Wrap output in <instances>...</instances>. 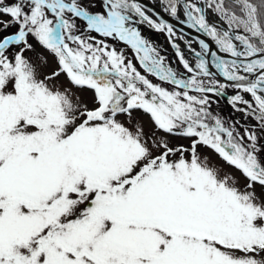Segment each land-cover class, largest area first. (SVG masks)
<instances>
[{
	"label": "snow or ice",
	"instance_id": "snow-or-ice-1",
	"mask_svg": "<svg viewBox=\"0 0 264 264\" xmlns=\"http://www.w3.org/2000/svg\"><path fill=\"white\" fill-rule=\"evenodd\" d=\"M158 3L0 0V264H264V0Z\"/></svg>",
	"mask_w": 264,
	"mask_h": 264
},
{
	"label": "water",
	"instance_id": "water-1",
	"mask_svg": "<svg viewBox=\"0 0 264 264\" xmlns=\"http://www.w3.org/2000/svg\"><path fill=\"white\" fill-rule=\"evenodd\" d=\"M142 2L147 5L150 9L155 8L156 12H159L160 15L166 19L170 23H173L174 27L177 29L178 32H183V34L188 38H204L207 41V38L203 36L202 33H197L193 29H189L186 24L181 25L179 22L173 20L172 18L168 17L165 13L161 12L160 6L154 3L152 0H142ZM227 58V57H226ZM214 71V70H213Z\"/></svg>",
	"mask_w": 264,
	"mask_h": 264
},
{
	"label": "rangeland",
	"instance_id": "rangeland-1",
	"mask_svg": "<svg viewBox=\"0 0 264 264\" xmlns=\"http://www.w3.org/2000/svg\"><path fill=\"white\" fill-rule=\"evenodd\" d=\"M145 34L148 35L147 30L145 29ZM152 38L157 42L158 45H162L163 48L167 49L166 54L169 59L171 60L173 58V50L170 48V46L167 43V40L165 39L163 34H153ZM178 66V63H177Z\"/></svg>",
	"mask_w": 264,
	"mask_h": 264
},
{
	"label": "trees",
	"instance_id": "trees-1",
	"mask_svg": "<svg viewBox=\"0 0 264 264\" xmlns=\"http://www.w3.org/2000/svg\"><path fill=\"white\" fill-rule=\"evenodd\" d=\"M221 110L225 115H227L231 111V109L226 104H222Z\"/></svg>",
	"mask_w": 264,
	"mask_h": 264
},
{
	"label": "bare ground",
	"instance_id": "bare-ground-1",
	"mask_svg": "<svg viewBox=\"0 0 264 264\" xmlns=\"http://www.w3.org/2000/svg\"><path fill=\"white\" fill-rule=\"evenodd\" d=\"M154 3H156L157 5H159V3H158V0H152ZM160 6V5H159ZM195 46V45H194ZM181 47L183 48L184 47V45H183V43L181 42ZM190 59H191V57H190Z\"/></svg>",
	"mask_w": 264,
	"mask_h": 264
}]
</instances>
